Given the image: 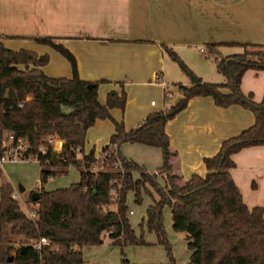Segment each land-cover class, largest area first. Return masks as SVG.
I'll use <instances>...</instances> for the list:
<instances>
[{
  "label": "trees",
  "instance_id": "trees-1",
  "mask_svg": "<svg viewBox=\"0 0 264 264\" xmlns=\"http://www.w3.org/2000/svg\"><path fill=\"white\" fill-rule=\"evenodd\" d=\"M34 40L62 54L71 74L48 76L40 69L47 61L46 53L37 54L21 47L10 49L0 40V155L20 138L24 147L17 148L16 156L37 160L40 184L36 197L26 199L33 204L30 208L35 213L33 219L10 197V185L0 184V218L7 219L9 238H18L19 244H26L28 239L35 242L40 236L47 239L35 258L12 259L11 264H82L81 247L98 244L104 236L120 247L126 243H145L125 214L128 190L132 191L134 202L141 200L142 192L149 194L143 221L146 229L155 234L156 241L167 249L171 261L162 224L163 205L169 207L171 228L183 232L189 250L187 264H264V201L247 207L229 174L234 164L230 157L233 152L264 143V91L261 99L254 101L239 89L244 70L264 69V43H240L241 52L226 55L216 50L218 43H207L215 53V69L224 77L219 82L201 79L171 47L162 44L167 56L186 75L188 84L176 83L179 97L175 101L148 112L125 129L122 121L109 114L112 107L122 109L123 90H108L104 101L99 102L96 93L99 80L80 78L74 57L64 46L50 37ZM17 64L23 65L22 68ZM167 92L164 88V99ZM203 95L210 96L219 106L240 104L252 112L253 122L224 138L214 154L203 158V175L192 173L181 178L169 172L174 152L168 146L164 124L189 98ZM101 118L111 120L113 132L101 148V152L110 149L108 155L95 158L91 149L83 152L82 145L86 128ZM54 139L62 140L58 150L53 148ZM124 141L161 148L158 171L166 173L164 183L155 180V172L144 171L141 165L118 152V144ZM115 155L119 161L116 168L112 167ZM68 165L77 168L76 181L43 188L47 178L66 171ZM94 165L99 166L92 168ZM134 169L139 171L137 177L132 175ZM110 204L114 207L110 208ZM9 238L0 242L7 246ZM120 264L149 263H130L121 255Z\"/></svg>",
  "mask_w": 264,
  "mask_h": 264
},
{
  "label": "crops",
  "instance_id": "crops-1",
  "mask_svg": "<svg viewBox=\"0 0 264 264\" xmlns=\"http://www.w3.org/2000/svg\"><path fill=\"white\" fill-rule=\"evenodd\" d=\"M34 37H50L55 43H60L73 55L80 78L99 80L96 86L99 102L104 101L108 90H123L125 102L122 109L112 107L109 114L114 120L122 121L124 128L128 129L148 112L166 106L163 102L164 83H171L167 86L171 102L179 97L172 81L181 79L168 72L169 61L162 44L176 51L201 79L208 80L216 69L211 66L203 72L202 66L207 65L201 57L204 48L215 55L207 43H218L216 50L220 55L238 51L240 43H264V0H0L2 43L10 49L21 47L37 54L46 53L47 61L40 66L43 73L69 77L71 70L67 59L51 46L35 41ZM199 43L206 47H196ZM191 50L198 55L196 59L190 55ZM22 66L17 64L19 68ZM180 83L186 85L188 80ZM239 89L252 100L259 101L264 91V69L244 70ZM174 90L176 92L172 95ZM222 90L228 91L226 88ZM252 122V112L240 104L219 106L206 95L189 98L185 106L164 124L168 146L174 152L169 172L181 178L192 173L203 175V158L214 154L224 138L235 135ZM112 132L110 119H95L84 132L83 152L91 149L94 154L98 153ZM131 143L144 146L118 145V152L141 163L142 167L151 168L149 170L161 165L160 150L154 149L157 146ZM133 148L142 152L139 158ZM230 157L234 164L229 174L242 201L247 207L261 205L264 201V143L242 147ZM29 160L38 163L34 158L0 161V184L10 185V197L18 201L24 212L26 199L40 186L36 176L39 165L32 163V179L29 180L20 168L14 166V170L10 163ZM12 179L18 184L14 185ZM34 182L37 184L32 186ZM145 207L141 210V219L144 218ZM128 212L133 213L130 209ZM167 212L163 216L164 225L171 228L169 207ZM262 216L264 218V212ZM8 227L7 219L0 218V239L11 237ZM175 232L167 227L169 241L175 237L182 238L185 245L183 233ZM9 239L7 246L0 242V264H11L12 259L38 255L34 247L31 250L27 244H19L16 237ZM139 250L138 247L131 249L127 259L130 263H157L155 260H140ZM173 253L174 264H187L189 250L186 245L181 258ZM81 254L82 259L95 254L103 257L109 254L112 263L119 257L117 248L107 237L104 243L81 247Z\"/></svg>",
  "mask_w": 264,
  "mask_h": 264
},
{
  "label": "rangeland",
  "instance_id": "rangeland-1",
  "mask_svg": "<svg viewBox=\"0 0 264 264\" xmlns=\"http://www.w3.org/2000/svg\"><path fill=\"white\" fill-rule=\"evenodd\" d=\"M199 46H201L203 48L206 47L204 44H201V43L196 45V47H199ZM237 47H240V48L236 52H241V50H242L241 46H237ZM204 50H205V52H203L201 54V57L206 61L205 63L207 65L204 64L202 66V67H204L203 72L204 71H208V68H210L211 66H212V68H214V59H213L214 55L211 53V51L207 50V48H204ZM190 55L193 57V59H196V57L198 56L195 53L194 50H191V54ZM167 58H168V61H169L168 62L169 63L168 72L172 76H179L181 80H187L186 75L180 70V68L178 67L177 63L174 60H172L170 57L167 56ZM183 62L186 64V62L184 60H183ZM188 62L191 64V61H188ZM181 80H179V79L178 80H174V81H172V83L174 82L173 85H175L176 83H180ZM216 80L223 81V76L221 75V73L219 71L214 70V73H213L212 77H210L208 79V81L219 82V81H216ZM167 86H171V83H169ZM175 92H176V90L173 91L172 95L175 94ZM163 102H164L165 105H168L171 102V97L167 96V98L163 99ZM55 140L56 139L52 140L51 142H52L53 148L56 149V147L54 145L55 144ZM130 144L135 145V147L144 146V145H141V144L131 143V142H128V141L120 142L118 145L121 146V145H130ZM146 147H148V146H146ZM154 149H159L160 153H161V148L160 147H156ZM132 151L136 154V156H138V158L142 154L141 151H140V153L135 151V148H133ZM32 163H35L36 166L38 165V163L30 161V160L29 161H19L17 163L11 162L10 165H11L12 168L14 166H17L18 168H20L24 172V174L26 175L27 179L30 180V179H32V171H31ZM137 163L142 166L141 163H139V162H137ZM161 163H162V161H161ZM96 166H99V165H96ZM143 168H144V171H146V172H149V173L155 172V176H154L155 180L158 181L161 184L164 183V177H163L164 171H162V170L158 171V168L152 169V170H149L151 168H145V167H143ZM14 170H16V169H14ZM153 170H155V171H153ZM37 172L39 173L38 170H37ZM38 173H36L37 177H38ZM132 174H134L135 176H138L139 175V171L134 169V170H132ZM77 178H78V170H77V168L75 166H73V165H68L66 171L58 172L54 176H51V177L47 178V180L43 183V188L44 189H52V188H55V187L66 186L70 182H73V181L77 180ZM12 181H13L14 185L18 184V181H16L15 179H12ZM36 181H37V179H36ZM36 184H37V182H34L32 184V186L36 185ZM32 188H35V187H32ZM150 192L153 195L155 193L151 188H150ZM149 199H150V197H149V194L147 192H142L141 193V200L139 202H134L133 201L132 191L131 190H128L126 192V194H125V205H126L125 214H126V217H127L128 221H129L130 225L134 228L135 233L137 232V233H141L142 234V237L146 241L145 243H143V244H135V245L126 243V244L122 245L121 247L119 245H117V244H114V246L117 248L118 253H119V257L114 263H112V257H110L109 254L104 256V257L102 255H96L95 254L94 256L91 255V256H89L87 258L83 257L82 264H120L121 255H123L126 259H128L129 253H131V249L133 247H138L140 249L137 252V255H139V258H141L140 260H155L157 262V263H149V264H171V262L174 264L175 255H174L173 252H175L177 258H181V256L183 255V252H185V245L182 242L183 239L182 238L179 239V238L175 237V238L170 239V241H169V239L167 237V227H168V230H170V231H172L174 233H177L172 228H170V226L164 225L165 224V219H164L163 216L165 215V212L168 213L167 212L168 211L167 205H163V207L161 209V214H162V224H163V227H164L166 239L168 240V243H169V250H170V255L172 256V261L170 260V256L167 253V249L162 244H160V243H158L156 241L155 234L153 232H151V231H148L146 229L143 219H142V224L141 225L139 224L140 221H141V217H140L141 210L149 202ZM32 206H33V204L26 202V207L27 208L30 209V208H32ZM109 207L113 208L114 205L110 204ZM129 209L133 213L130 214L128 212ZM106 237L107 236H104L100 243L106 242ZM17 240H18V238H17ZM28 240L29 241L26 243L27 247L32 250L34 241H33V239H28ZM100 243H98V244H100ZM84 246L85 245H83L82 247H84ZM86 246H96V244H91V245H86ZM127 249H129V251ZM105 257L108 258L107 261H105ZM162 259H164V261H161ZM143 262H147V261H143Z\"/></svg>",
  "mask_w": 264,
  "mask_h": 264
},
{
  "label": "built area",
  "instance_id": "built-area-1",
  "mask_svg": "<svg viewBox=\"0 0 264 264\" xmlns=\"http://www.w3.org/2000/svg\"><path fill=\"white\" fill-rule=\"evenodd\" d=\"M200 50H202V49L200 48ZM163 85H164V88L167 89V91H168L167 84L164 83ZM169 95H170V91L167 92V96H169ZM16 142H17L16 145H14V146H10L9 148H7V149L4 151V154L0 155V161H1L2 159H6V158H18V157L16 156V152H17L16 150H17V148H23V147H24V144L22 143V140H21L20 138H16ZM54 149H55V148H54ZM55 150H58V149H55ZM109 151H110V149H109ZM109 151H108V150H105V151H102V152H101V150H100L98 153L94 154V157H95V158H102V157L108 155ZM113 152H114V150H113ZM118 165H119V161H118V159L116 158V155H115V159L112 161V167L116 168ZM92 168H97V166L94 165V166H92ZM25 212H26V214H27L28 217H30V218H32V219L35 217V213H34L33 210L27 208ZM45 243H47V239H46L45 237H43V236H40V237H38V239L34 242L33 247H34L35 250L38 252L39 249H40V247H41L43 244H45Z\"/></svg>",
  "mask_w": 264,
  "mask_h": 264
},
{
  "label": "water",
  "instance_id": "water-1",
  "mask_svg": "<svg viewBox=\"0 0 264 264\" xmlns=\"http://www.w3.org/2000/svg\"><path fill=\"white\" fill-rule=\"evenodd\" d=\"M91 86V83H88L87 84V87H90ZM61 143H62V141L60 140V139H58V141L56 142V149H59L60 148V146H61ZM4 148V147H3ZM36 195H37V193L36 192H31V194H30V196H31V198H34V197H36ZM20 252L22 253L23 252V245H21L20 246Z\"/></svg>",
  "mask_w": 264,
  "mask_h": 264
}]
</instances>
